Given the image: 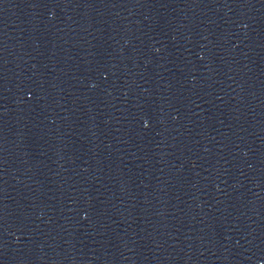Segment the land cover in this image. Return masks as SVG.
<instances>
[{
    "label": "water",
    "instance_id": "95a60500",
    "mask_svg": "<svg viewBox=\"0 0 264 264\" xmlns=\"http://www.w3.org/2000/svg\"><path fill=\"white\" fill-rule=\"evenodd\" d=\"M0 264H264V0H0Z\"/></svg>",
    "mask_w": 264,
    "mask_h": 264
}]
</instances>
